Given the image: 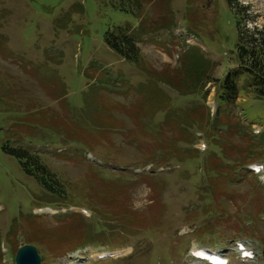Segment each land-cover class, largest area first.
<instances>
[{"label":"rangeland","instance_id":"374dc122","mask_svg":"<svg viewBox=\"0 0 264 264\" xmlns=\"http://www.w3.org/2000/svg\"><path fill=\"white\" fill-rule=\"evenodd\" d=\"M134 1L136 0L0 1V14L4 9L11 13L0 18V32L6 37L5 50L0 49V82L3 86L0 96L4 97L8 108L7 110L0 108V264L1 258L5 256L3 263L12 264V250L6 241V236L15 228L17 229L13 230L10 237L14 250L16 251L22 244L30 243L37 248L43 264H153V259H157L155 264H190L187 254L184 256V251L197 244H191L188 248L186 238L196 243L205 242L204 248H212L216 251L231 247L233 241H245L255 251L257 263L263 264L257 244L251 240V237L247 236V233L237 238L234 235L243 231L237 225L241 220L245 227L253 228L255 238L258 237L263 241L261 243L264 250V188L262 191H255L254 188L259 187L249 179L256 177L249 173L248 178L242 180L241 184L224 181L215 183V175L210 170L211 161L215 160L228 170L237 164L220 146L222 140L215 134L216 124L227 125V130L216 132L223 136V144L227 145L228 150L237 154L245 151L243 148H247L246 145H249L250 141L253 142L251 134L242 130L243 121L250 127L255 125L264 128V98H257L253 92L244 93L242 83L246 82L245 77H238L242 82H239L238 88L243 98L232 107L224 102L219 103L225 111L218 109L215 125L211 122L209 127L192 130L191 135L194 137L200 133L201 139L206 143V151L195 150L192 141L183 146H178L176 141L178 150L172 152L173 148L167 153L168 155L172 152L169 160L159 161L160 163L168 161L172 169L169 173H162L164 177H159L165 181L157 179L152 174L136 178L129 174L123 175L124 177L119 175L125 170L118 168L133 164H157L163 154L160 153V157L156 156L159 159H155V156L151 158L154 152L156 151L157 155L163 152L159 151L163 147L172 148L171 140L181 138L179 136L181 133L169 126L161 135L160 142L152 145L156 149L151 153V146L148 147L149 145L146 146L145 142L141 141L139 128H143L141 126L143 122L141 123L138 117L141 110L137 106V99L145 97L149 92H155L160 100L167 102L166 105H169L174 117H185V106L197 101L199 95L192 93H199L204 80L212 82L208 94L215 97L218 82L231 68L236 67L237 61L235 46L239 24H236L234 12L227 0H167V8L166 0H140L142 7L140 12L134 7ZM235 1L241 13L238 20L244 35L252 37L254 31L263 30L264 0ZM168 12L173 15L170 21ZM57 19L59 20L54 24L53 31V23ZM180 20L186 23L188 28L186 35L194 38V44L185 43V37L180 39L174 33L167 32H163L160 36L156 35L154 44L141 42L139 37L133 36L138 27L137 30L141 33L149 30H152L150 32L152 33L156 27L164 24L162 29H168L173 22ZM112 27L127 30L126 34L134 42L138 51V61H141L143 66L121 61L107 47L104 34ZM0 44L2 45V42ZM53 45L58 46L57 52L63 49V57L57 60L59 64L56 67L51 65L52 70L59 76L57 81L36 75L34 72L36 66L45 61V54L51 52ZM53 58L56 60L58 53ZM185 60H194L200 64L196 67L197 78L192 82L190 90L192 93L184 92L179 63ZM90 64L92 70L99 67L103 69L107 88L115 96L108 97V101L115 104L112 108L117 110L114 116L123 121L124 129L120 132L129 129L131 134L126 136L109 132L106 137L107 144L86 138L93 154L80 141H77L69 151L68 142L62 143L59 138L49 140L46 147L36 144L41 143L40 139L32 141L33 144H30L29 148L24 146L30 151L37 152L43 164L56 174L64 185L69 186L65 192L69 201L65 205L86 210L89 212V217H85L87 219L93 211L101 213L93 220V234L99 236L103 233L102 238L92 242L93 247L71 253L68 249L74 241L73 234L75 233V242H77L83 233L79 220L69 219L66 224L61 225L59 221L53 220V215H49L35 222L37 219L34 211L45 207L42 199L44 192L32 178L22 172L18 161L6 155L1 148L8 140L7 133L14 130L19 114L16 110L9 109L11 107H21L26 114L24 118L35 112L42 113L41 110L45 111L48 108L57 113H62L64 110L70 116L71 111L65 109L83 114L80 109L85 104V91L92 84L85 76ZM209 79L213 80L209 81ZM64 84L67 88V96L59 100L58 94L60 95V91L65 89ZM126 90L131 95L124 100L119 94H126ZM97 101L99 100L91 98L90 105L97 104ZM178 101L182 105L176 104ZM197 104H202L200 98ZM158 121L162 122L163 117L160 120L156 118H152V121L147 120L143 126L151 123L156 126L153 125L152 129L156 130L162 125H157ZM185 131L188 133L187 129ZM230 133L229 137L226 136ZM191 135H184L185 141L189 136L191 139ZM131 140L137 143L132 144ZM10 146L16 147L13 141ZM232 147L234 149L231 150ZM44 151L48 156L43 153ZM87 154H91L94 160L89 161ZM246 166L244 164L242 170H246ZM88 171L102 184L111 181L121 185L126 183L120 196L118 194L122 204L116 198L114 204L112 203L108 208L118 210L126 207L130 211L126 214L130 219L135 215L139 226L128 228V231L130 233L139 231L137 239H134L135 235L120 232L121 226L117 217H104L103 212H111V210L104 206L103 200H108L113 193L99 189V183L94 179L89 178L90 182L87 181L85 175ZM155 183L157 186L154 187L153 192L152 186ZM211 184H216V190L210 189ZM209 189L215 192V205L222 212V217L216 221L215 210L206 212L203 207L204 202L198 201L197 198L211 196ZM59 199L51 196L47 200L56 202ZM97 203L103 205L97 206ZM188 204L189 206L184 209ZM57 207L66 208L64 205ZM197 208L202 211L203 219L199 216L200 211L190 215ZM258 212L262 213L257 215ZM189 215L196 219L188 222ZM212 221H215L213 224L215 235L208 236L204 240L207 231L212 227L209 224ZM29 222L33 223L27 225ZM99 222L105 227L103 228ZM83 223L86 226L91 224L85 220ZM126 225L129 227L132 224ZM186 225L204 231L203 236L187 235L192 232L189 228L182 230L180 237L179 231L186 228ZM44 227L49 230L47 234L42 233ZM59 228H62L60 231L62 242H56ZM20 233L22 237L17 240L16 237ZM109 236L119 238L115 242L120 245L124 243L130 245L129 247L134 251L130 260L92 263L87 259H80L81 256L86 258L90 251H105L109 247L105 245L110 244ZM49 237H54L55 240H50ZM176 243L179 245H175ZM218 243L220 246L216 245ZM82 247L84 246L80 248ZM118 249L122 248L110 251ZM122 252L128 254L130 249ZM64 253L68 255L64 257ZM161 253L167 256L163 257ZM232 264L237 263L233 261Z\"/></svg>","mask_w":264,"mask_h":264},{"label":"trees","instance_id":"16d2710c","mask_svg":"<svg viewBox=\"0 0 264 264\" xmlns=\"http://www.w3.org/2000/svg\"><path fill=\"white\" fill-rule=\"evenodd\" d=\"M227 2L230 7L235 11L234 13L236 16V24H239L238 38L235 46V59L237 60V66L236 68L233 67L235 69L231 70L232 77H245L246 82L243 83V86H246L247 89L253 90V93L257 98H264V29L254 31L252 37H249L246 34L244 35V33L240 30V22L238 18L241 13L240 10L237 8L236 1L227 0ZM137 29L139 30V27ZM126 32L127 30H123L120 27L108 29L104 35V41L111 50H113L120 58L124 59L127 63L141 65V63L138 61L137 48L132 39L127 36ZM148 32L149 31H146L145 33ZM138 35L140 34L138 33ZM197 66H200V64L196 63L194 60H185L183 63H179V68L182 72V80L184 84L185 93H192L190 92V90L192 89V82L197 78ZM180 90L183 91L182 87H180ZM94 93L95 96L91 98H96L99 101H97V104H92L91 106L90 98L86 106L84 107V114L77 113L71 109H65L66 111H71L70 116L64 110L62 113H57L53 109H47L45 111H41L42 113L36 112L33 113L31 116L24 118L20 109L18 108L19 114L17 119L19 120L20 124L15 125L14 130H11L9 133H7L8 140L2 144V151L6 155L17 160L24 173L28 175L31 173V171H34L35 180L43 188V190L47 192L46 195L60 196V194H62L61 205H65L66 202L69 201L66 198V195L64 196L69 186L64 185V183L57 177V175L52 173L43 164V160L40 159L37 155L30 154L26 150H21V148L15 149L10 146V143L11 141H13V143L16 144L24 140L33 141L36 139H40L41 142H46L51 139L59 138L62 143H76L77 141H80L89 148L87 144L88 140H86V138L92 139L97 143L104 142L105 144H107L108 141L106 137L109 132H116L117 134H122L126 136L130 135L131 131L129 129H125L124 132H120L121 129H124L123 121L120 118L114 116V112L117 110H113L112 108L115 107V104H112V102L108 101V97H115L114 94H104V92L100 91H95ZM237 93L238 92L235 81L232 80L231 76H228L217 90V99L224 103L232 104L237 98ZM129 95H131V93L128 91L126 95H119V97L126 100L125 98ZM166 104L167 102L160 100L155 92H149L145 97L137 99V106L141 110L138 117L140 118L141 123L143 122L141 125L143 128H139L140 136L142 138L141 141L145 142L146 146H151V153L153 149H156V147L152 145H154L156 142H160L161 135L164 131L168 130L169 126H172L171 129H174L175 131L181 133L179 134L181 138L177 140L175 138L174 141L171 140L170 143L171 146H173L172 148L163 147L162 150L158 149L159 151L165 152L166 157H170L172 152L178 150V144L185 141L184 135L187 134L185 131L186 129L189 131V129L194 125H197L204 129L206 127H209L211 124L208 122V118L204 109H198L196 108V106H193L191 108L186 107L185 117H174L173 114H171L169 105ZM161 117H163V121H158L157 125H162L156 130L152 129L151 123H147L145 126H143V124L147 120L152 121V118L160 120ZM153 125L154 124H152V126ZM216 125L215 134L218 135L222 140L220 146L226 151L227 156L229 158L237 160L238 158L242 157V160L245 163L264 160V153L262 152V148L264 145L263 143L250 141L249 145H246L247 148H243V150L245 151L240 152V154L229 151L227 145L223 144V136L219 135L216 132ZM230 135L231 133L227 134L226 136L229 137ZM176 141L178 142V146L176 145ZM131 143L136 144L134 140H131ZM172 149L173 151L167 155V153H169ZM232 149L234 148L232 147L231 150ZM210 170L215 175V183H222L223 181L228 182V178L234 176L232 170L226 171L217 160L211 161ZM85 177L87 181H89V178L96 180V183H99V189H104L108 192L113 193L112 197L110 196L108 200H103L104 206L107 208L112 203L114 204L115 199H118V194L120 196L125 187V184H114L112 181L107 184H102L101 182H99L97 177L93 175L90 171L86 173ZM156 184L157 183L152 186L153 192L155 191L154 187L157 186ZM211 185L212 187L210 189L216 190V184ZM254 190L262 191V188L256 187L254 188ZM47 199L48 196L43 198L44 204L48 203ZM203 199L206 202V212L214 209L215 213L217 214V217L222 216L221 210L218 209L215 205L216 198L214 191L211 192V196ZM118 200L119 202H121V198ZM53 203L54 202L48 205H53ZM103 203L101 205H103ZM101 205L97 203V206ZM108 210H111V212H103L104 214H102L106 218L117 217L120 222L119 224L121 226L122 233H130L128 231V228L139 226V224L135 220V215L133 218L131 217V219L129 216L126 215L130 213V211L126 207L120 208L118 210L108 208ZM97 213H99V211H97ZM73 218L78 219V216L70 215V217H66L63 220L56 221H59L58 223L64 225L67 223L66 221ZM38 220L40 219H37L35 222H37ZM31 223L33 222H29L27 223V225ZM127 223H131L132 225L128 227L126 225ZM80 225L83 229V233L81 234V237L80 239H78L77 242H75L76 235L75 233L73 234L74 241L71 242L72 244L68 251H73L77 248H80L81 246L88 245L91 242V238L100 236L93 234V225L91 227H85L82 222H80ZM237 225L243 229V227H241L239 224ZM15 229H12L11 232L6 236L7 243L10 245L14 253L15 250L13 242H11L10 240V237L13 234V230ZM61 230L62 228L58 229L56 242H62L60 240ZM48 231V228H42L43 234H47ZM244 231L245 230H243L242 232ZM212 234H215V226H212L211 229L207 231L206 235ZM71 236L72 235H70V237ZM49 239L55 240L54 237H49ZM112 240H119V238H113Z\"/></svg>","mask_w":264,"mask_h":264},{"label":"water","instance_id":"95a60500","mask_svg":"<svg viewBox=\"0 0 264 264\" xmlns=\"http://www.w3.org/2000/svg\"><path fill=\"white\" fill-rule=\"evenodd\" d=\"M15 264H40L36 249L31 246L19 248L15 257Z\"/></svg>","mask_w":264,"mask_h":264}]
</instances>
